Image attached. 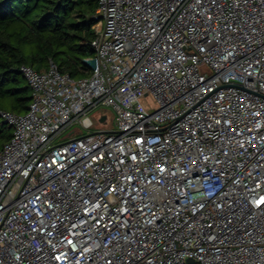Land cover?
Masks as SVG:
<instances>
[{
  "label": "built area",
  "instance_id": "built-area-1",
  "mask_svg": "<svg viewBox=\"0 0 264 264\" xmlns=\"http://www.w3.org/2000/svg\"><path fill=\"white\" fill-rule=\"evenodd\" d=\"M96 1L88 75L0 113V264H264V0Z\"/></svg>",
  "mask_w": 264,
  "mask_h": 264
},
{
  "label": "trees",
  "instance_id": "trees-1",
  "mask_svg": "<svg viewBox=\"0 0 264 264\" xmlns=\"http://www.w3.org/2000/svg\"><path fill=\"white\" fill-rule=\"evenodd\" d=\"M98 17L96 0H0V113L29 109L23 65L41 72L53 61L74 79L86 77ZM11 137L0 115V152Z\"/></svg>",
  "mask_w": 264,
  "mask_h": 264
},
{
  "label": "rangeland",
  "instance_id": "rangeland-1",
  "mask_svg": "<svg viewBox=\"0 0 264 264\" xmlns=\"http://www.w3.org/2000/svg\"><path fill=\"white\" fill-rule=\"evenodd\" d=\"M88 65H91L92 64V61H88L87 63ZM141 103L145 106V108L149 111H153L154 109L157 108V104H156V101L153 99V97L151 96H148V97H143L141 98ZM105 111H108V113L111 115L112 114V110L111 108H105L104 109ZM8 128L11 129L10 126L6 125ZM76 127L72 128L69 132H67V134H65V136L59 138V140L56 142V143H60V142H63L65 141L67 138H66V135H68L73 129H75ZM1 141V140H0Z\"/></svg>",
  "mask_w": 264,
  "mask_h": 264
},
{
  "label": "water",
  "instance_id": "water-1",
  "mask_svg": "<svg viewBox=\"0 0 264 264\" xmlns=\"http://www.w3.org/2000/svg\"><path fill=\"white\" fill-rule=\"evenodd\" d=\"M5 125H7V124H5Z\"/></svg>",
  "mask_w": 264,
  "mask_h": 264
}]
</instances>
